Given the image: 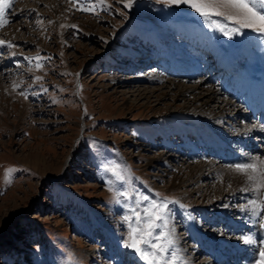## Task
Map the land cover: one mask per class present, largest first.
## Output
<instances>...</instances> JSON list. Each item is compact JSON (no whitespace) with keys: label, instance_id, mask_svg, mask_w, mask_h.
<instances>
[{"label":"rangeland","instance_id":"rangeland-1","mask_svg":"<svg viewBox=\"0 0 264 264\" xmlns=\"http://www.w3.org/2000/svg\"><path fill=\"white\" fill-rule=\"evenodd\" d=\"M126 2L7 0L0 21L8 23L0 27V40L14 46L0 45V264H145L124 247L129 225L145 227V209L165 201L167 227L157 221L154 235L172 231L175 243L167 256L175 250V264H185L194 249L189 264H204V259L214 264L215 257L207 252L220 248L217 240L242 245L240 237L250 234L254 223L264 225L262 215H252L248 205L258 199L250 190L260 182L258 174L238 188L229 183L238 174L237 158L243 157L238 164L256 163L258 172L264 170L258 164H264V138L245 137L244 146L226 136L257 126L261 113H248L249 107L234 95L242 90V65L264 75V33L222 16L205 19L188 4L132 0L125 7ZM85 3L95 11L77 10ZM217 23L227 27V35ZM236 28L238 32L232 31ZM194 30L205 42L187 44ZM209 43L238 53L240 68L237 64L231 72L219 73L218 59H209ZM187 52L193 60L186 58ZM179 61L201 72L195 75L188 68L191 74L185 77L187 67L178 66ZM224 80L234 81L225 94L220 91ZM169 81L175 86H164ZM215 89L216 98L207 99ZM256 98L264 99V94L247 100ZM211 111L232 115L215 130L225 142L220 150L200 144L208 136L198 130L197 116ZM256 130H264L263 123ZM202 149L209 150L200 153ZM215 152L219 158L212 156ZM208 163L214 169L210 174L203 165ZM8 169L13 171L6 183ZM210 183L237 201L228 206L226 197L214 203L218 195ZM260 200L264 205V196ZM223 206L231 212L222 211V217L217 210ZM133 209L140 213L139 221ZM209 218L217 224L213 229ZM239 223L245 229L234 233L242 227ZM200 233L206 235L203 245L196 239ZM233 249H220L219 256Z\"/></svg>","mask_w":264,"mask_h":264},{"label":"bare ground","instance_id":"bare-ground-1","mask_svg":"<svg viewBox=\"0 0 264 264\" xmlns=\"http://www.w3.org/2000/svg\"><path fill=\"white\" fill-rule=\"evenodd\" d=\"M187 38H188V43L187 44H189V43H192L193 45H196V43H203V42H205V40H204V37H203V35L202 34H199V33H197V31L196 30H194L193 32H190L189 34H188V36H187ZM254 44H257V43H254ZM203 45H205V44H203ZM212 44H210L209 43V47L207 48V50H209V52L214 56H212L211 55V57H209V59H211V58H217L218 60H217V63H216V66L217 67H220V69H218V72L220 73V71H224V72H226V71H229V72H231L230 71V68H232V66H234V67H236V65L238 66L237 67V69H239L240 68V66L241 65H239V55H238V53H237V55H235V53L234 52H225V51H222V49H219V48H215V47H213V46H211ZM200 46V45H199ZM206 46V45H205ZM211 46V47H210ZM194 47V46H193ZM196 47V46H195ZM194 53H195V51H194ZM203 53V52H202ZM187 54H188V52H187ZM199 55V54H198ZM201 56V55H200ZM194 56H190L189 54L187 55V59H189L190 61L191 60H193L194 58H193ZM199 57V56H198ZM198 59V58H197ZM199 59H201V58H199ZM198 59V60H199ZM188 60V61H189ZM237 60V61H236ZM160 61V60H159ZM188 61H186L185 63H183V62H181V61H179L178 62V66H181V65H186V69H185V72L183 73V74H187L186 76L185 75H182V77L183 76H185V77H189L188 76V73L189 72H194L193 74H195V75H197V73H199V71L201 72V70H199L198 71V69H199V67H201L202 66V64L204 63V60L201 62V64L200 65H198L197 67H198V69L196 68V66H190V64L188 63ZM236 61V62H235ZM173 62H176V60H173V61H171L170 63H168L167 65V67H169V68H171L172 67V64H173ZM141 63V62H140ZM153 63H155V66L157 65V63H158V61H154ZM199 63V62H198ZM153 65V64H152ZM174 65V64H173ZM247 65V64H246ZM246 65H242V67H241V72L242 73H244L243 75H244V78H243V80L241 81V85H242V90H243V94H242V96H241V91L239 92V94H236V95H234V96H237L239 99H241V102L242 103H244L245 105H247V107H249V109H250V112H248V113H253V112H255V111H259V113H261V115L259 116V118H257L256 120L258 121L255 125H257L258 126V123H263V125H264V99H259V98H256L253 102H250V101H252V99H253V96H254V93H261L262 92V94H264V92L261 90L263 87H264V75H262L259 71H250L249 69H250V67L252 66H250L249 64L247 65V69H248V71H250V73L252 74V76H254V78L256 77V80H258V82L257 83H253L254 82V78L252 79V78H250V75L248 74V71L246 72V71H244L243 70V66H246ZM158 68H163V67H161L160 65L158 66ZM164 68H165V66H164ZM188 68H192V69H190L189 70V72H188ZM195 69V70H194ZM259 70H261V69H259ZM234 71V70H233ZM238 71V70H237ZM180 72V73H179ZM188 72V73H187ZM256 72H259V73H256ZM191 73H189V74H191ZM179 74H181V71L179 70L178 71V73L176 72V76H180ZM223 74V73H222ZM253 74H255V75H253ZM141 77V76H140ZM148 79H158V80H163V78H161V77H159V76H154V77H152V76H148ZM252 79V80H251ZM200 81V80H199ZM224 82H225V80H224ZM168 85H164V86H166L167 88H169V87H173V86H175V83L174 82H166ZM226 83V84H225ZM224 83V85H222V88L220 89V91L222 92V93H228V91H230V89H231V87L234 85V81L232 80V81H226ZM244 83V84H243ZM193 87H190V88H188V89H192ZM197 88V87H196ZM134 91H136V92H139V90L138 89H135ZM216 93H218V91L215 89V90H213V91H208V95H207V99H214V98H216ZM251 99L250 101L249 100H247V99ZM233 104V103H232ZM225 105H227V107H228V109H229V107H231V102L229 101V102H225ZM254 114V113H253ZM242 116L243 115H245V114H241ZM247 116V115H246ZM246 116H243V117H246ZM198 118H197V121L199 122V125L200 126H202L201 128L199 127V126H197V125H195L197 128H198V130L200 131V130H203L204 129V133H205V136L204 135H202V136H204V137H206V135L209 137V139H210V142L209 141H207L206 142V140L208 139V137L205 139V141H203V142H205V144L203 143V142H201L200 141V144H201V147L202 146H204V148L205 147H207V148H211L213 145H217V148H219V150H220V148H222V147H225V142H223L222 141V139L217 135V133H215V130L217 129V127H218V125L221 123V122H224L225 120H226V118H228V117H231V119H232V115L230 114V113H228V112H226V111H223V112H221V113H216V112H209V113H206L205 115H201V116H197ZM255 122V121H254ZM253 124V123H252ZM254 125V126H255ZM251 126V125H250ZM257 126L255 127V128H252V127H242V131H240V130H238V131H236V133L234 134H231V135H229V134H226V136H227V138L231 141H233V140H238L239 142L238 143H240V145H244V146H247V143L246 142H244L243 140H244V138L245 137H252L254 134L255 135H257V136H260L261 138H264V130H260V131H258V130H256V128H257ZM203 128V129H202ZM241 129V128H240ZM202 132V131H201ZM203 133V132H202ZM208 139V140H209ZM263 140V139H262ZM227 148H231V146H227ZM226 148V149H227ZM203 151H201L200 153H203V152H206L207 153V151L209 150V149H206V151H204V149H202ZM199 151V150H198ZM221 151H222V149H221ZM217 152H218V149H217ZM210 153H212V152H210ZM216 153V152H215ZM212 154V156H214V158H219V157H217V153L216 154ZM197 154V153H196ZM223 154V153H222ZM221 154V157H224L223 155H225V154H223L222 155ZM240 155V154H239ZM239 155H236L237 157L239 156ZM243 157L242 158H237V160H236V165H238V163H240V162H242L243 160ZM258 164H263V161H259V163ZM204 166H208V172L207 173H212V171H214V169H212L213 168V165H211V163H208V164H203ZM204 166H198L197 168H199L200 170H203V168H204ZM235 172V171H234ZM195 173V172H194ZM235 173H238L237 171L235 172ZM248 174H251L250 172L248 173ZM248 174H241V173H238L237 174V176L236 177H229V183H230V185H231V187H232V189H234L235 187H237L238 188V186H240V185H242L243 183H249V181H248V179H247V175ZM202 175V173L200 174L199 173V176H201ZM207 175V174H206ZM235 175V174H234ZM233 175V176H234ZM219 178H217V179H215V180H218ZM220 180V179H219ZM228 180V179H227ZM246 181H248V182H246ZM210 185H211V183H210ZM261 185V182H258V184L257 185H253L252 184V188L250 189L252 192L254 191L257 195H258V199L256 200V203H257V201H259L260 200V198L262 197V196H264V186H260ZM212 186V192L214 191V193H215V195L217 194L218 196H217V198H216V201L214 202V203H220L221 201H224L223 199H225L226 197H227V199H226V202H228V206L230 205L229 204V202H234L235 200L237 201V196L235 197L234 196V194L232 195L231 194V196H229L228 194H225V195H223L222 193H221V191H217L216 190V188H217V186H218V184L216 185V184H212L211 185ZM229 186V185H228ZM230 187V188H231ZM207 191V190H206ZM216 191V192H215ZM258 192V193H257ZM254 193V194H255ZM255 194V195H256ZM256 195V196H257ZM261 201V200H260ZM227 204V203H226ZM215 204H213V203H209L207 206H211V207H213ZM248 205L250 206L249 207V209H251L252 208V205L251 204H249L248 203ZM257 205L258 206H261L262 204H258L257 203ZM228 206H226V207H221L219 210H217V213H218V215L220 214L222 217H223V212L222 211H224V212H227V213H230L231 212V210L228 208ZM232 207V206H231ZM243 213H241V215H242ZM205 217V214L202 212L201 213V218H204ZM221 217V218H222ZM242 217H244V214L242 215ZM256 217V216H255ZM254 218V217H253ZM262 218L264 219V215H262ZM203 220V219H202ZM205 220V219H204ZM211 220V218H209L208 220H207V224H209V228H211V229H213L212 227H215V226H217V224L215 223V220H213L212 219V221L211 222H209ZM230 223H233V222H235V223H237L235 220H233L232 218H230ZM216 222H218V219H216ZM259 222H263L264 223V220H262V219H260V221ZM206 224V223H205ZM240 224V223H239ZM261 224V223H260ZM225 226H227V225H225ZM234 226V225H233ZM240 226H242L240 229H238V230H234V231H236V232H234V233H241V231H244V229H245V225L243 226V224H240ZM189 226H187V228H188ZM190 228V227H189ZM187 230V229H186ZM194 230H196V229H194ZM199 230V229H198ZM215 230V229H214ZM230 230H232V231H230L231 233L233 232V229L231 228ZM191 231V230H190ZM206 232V231H205ZM187 233V232H186ZM198 233V232H197ZM191 234H194V233H191ZM204 234V235H203ZM247 235H252V236H254V238H255V240L256 241H258V243H255V244H251V245H249V244H245L244 242H243V244L242 245H240V244H238V243H236V241H230V240H217V242H216V240H215V238L213 237L212 239H210L211 240V242H216V244H219V242H220V244H219V249H209L208 250V254H211L212 256H214L215 257V260H214V264L216 263V264H218V262H223V263H225V264H237V263H239V261H240V263L241 264H253V261L254 260H258L259 259V255H258V249H260V248H264V243H260V241H264V225H261V226H259V224H258V222L257 223H254L253 225H252V229H251V231H250V234H247ZM259 236V237H258ZM261 236H263L262 238H261ZM188 237V236H187ZM190 238V237H189ZM191 239H195V237H194V235H193V238H191ZM196 239H198L199 240V242H198V244H202L203 245V242L206 240V235H205V233H200L199 235H197L196 236ZM184 240V239H183ZM210 242V241H209ZM180 245V244H179ZM215 245V244H214ZM229 245H232V246H234V249L232 250V251H230L229 252V255L228 256H226V257H224V256H219V253H220V249H224V248H227ZM211 247V246H210ZM210 251V252H209ZM196 252H197V249H194V250H192V252H191V256H189V257H187V261H185V264H189V263H191V261H192V257L196 254ZM245 252H246V254H245ZM241 256H243L242 258H241ZM223 257V258H222ZM229 259L230 260H233L234 262L233 263H230L229 262ZM242 259H245V261L242 263ZM188 262V263H187ZM203 262H204V264H206V263H208V261L206 260V259H204L203 260ZM136 264V263H135ZM213 264V263H212Z\"/></svg>","mask_w":264,"mask_h":264},{"label":"snow or ice","instance_id":"snow-or-ice-1","mask_svg":"<svg viewBox=\"0 0 264 264\" xmlns=\"http://www.w3.org/2000/svg\"><path fill=\"white\" fill-rule=\"evenodd\" d=\"M74 5L79 4V0H71ZM99 3H103L104 0H98ZM169 4H188L192 9L199 13L205 19L211 20L212 16H222L226 20H233L239 24L240 28H252L257 32L264 33V0H166ZM132 0H127L125 7H131ZM7 6V0H0V15H2L4 7ZM77 10L82 11H95L94 5L80 4ZM7 20L0 21V27L7 24ZM216 26L228 34L226 26H220L218 23ZM232 31L238 32L239 28ZM8 43L9 47H12L10 42L0 40V45ZM39 67V65H37ZM37 79H40L37 77ZM235 170L241 174L247 175L249 181H255L257 174L260 178L261 186H264V170L258 172L256 163H246L235 165ZM261 169H264V164L261 165ZM12 169H8L5 172L6 183L10 182L9 177ZM148 199V197H144ZM168 201L159 205L153 203L150 209H145L148 214V220L146 226L143 228L133 229L129 225V240L125 242L124 247L133 249L139 256L145 261V264H175L179 259L175 250L172 251L171 257L167 256L169 248L175 243L173 239V233L170 230L168 233L161 232L154 235V229L160 227L157 221H164V226L167 227L168 213ZM170 203H179V201H171ZM249 204L252 205L251 213L254 216L264 215V205L258 206L256 201L250 200ZM186 207V205H180ZM242 211L247 212V208H242ZM137 221L140 220V213L135 209L132 210ZM125 220H129L130 217H125ZM240 239L245 244H255L258 241L255 240L252 235H242ZM264 243V241H260ZM150 249V250H148ZM259 259L254 260L253 264H264V248L258 249Z\"/></svg>","mask_w":264,"mask_h":264}]
</instances>
